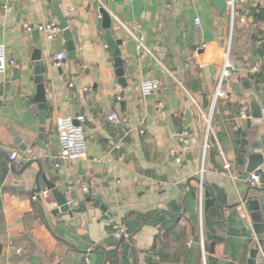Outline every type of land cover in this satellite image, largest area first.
Returning <instances> with one entry per match:
<instances>
[{"label":"crops","instance_id":"obj_1","mask_svg":"<svg viewBox=\"0 0 264 264\" xmlns=\"http://www.w3.org/2000/svg\"><path fill=\"white\" fill-rule=\"evenodd\" d=\"M55 1L70 15L76 56L55 66L54 50L68 53V42L62 30L56 40L40 31L43 59L49 58L42 73L49 108L45 140H40L32 30L53 20L60 26ZM103 3L113 17V36L124 40L126 87L119 82L111 48L103 42L99 0H0V44L15 59L14 67L21 60L22 75L14 80L12 67L0 77V264H84L87 253L92 264H198L197 258L187 260L191 248L196 249L187 242L193 243L199 228L191 215L199 210L197 173L202 164L207 264H248L258 244L243 204L244 185L251 186L244 179L255 120L242 118L241 110L250 111L249 90L264 109V0L236 1L233 21L229 9L220 13L212 0ZM229 46L234 65L225 83L229 97L214 101ZM153 79L161 83L159 90L144 95L141 84ZM188 100L194 112L189 132L183 125ZM113 112L123 118L119 123L109 119ZM80 115L84 120L77 119ZM64 116L84 129L83 159H60L57 122ZM261 140L264 155V133ZM12 149L25 154L22 165L9 161ZM223 159L231 164L230 171ZM40 167L61 190L68 189L74 205L88 189L100 194L108 210L87 203L85 212L53 216L32 193ZM256 170L258 186H264V163ZM236 173L244 179L235 180ZM117 228L123 237L115 236ZM260 251L263 263L264 242Z\"/></svg>","mask_w":264,"mask_h":264},{"label":"water","instance_id":"obj_2","mask_svg":"<svg viewBox=\"0 0 264 264\" xmlns=\"http://www.w3.org/2000/svg\"><path fill=\"white\" fill-rule=\"evenodd\" d=\"M106 0H99L100 5L98 6L97 12L101 18L102 26L105 29V35L103 42L111 48L112 55L114 57V67L116 68L117 76L119 77V82L123 87L127 86V62L123 59V50L121 47L124 45V40L119 39L112 34V23L113 17L111 13L107 10L105 4ZM220 13H224L228 10V0H212ZM238 1V0H235ZM54 13L59 20L60 29L63 31V37L68 42L67 51L68 58L74 59L76 56V45L73 39V32L70 28L69 20L70 15H64L63 11L59 7V4L55 1L53 3ZM33 39L36 41L35 49L31 56V61L36 62L33 67L34 73V83L36 84V93L33 98V102L37 104L38 117L40 127L39 139L45 140L46 132V117L48 106V94L47 89L43 80V63L48 62L49 58L43 59V44L44 39L39 30V26L35 25L32 30ZM54 53L59 54L60 49L57 48L54 50ZM17 67H14V80H20L22 78L20 72L21 60L17 61ZM250 97V115L255 121V127L252 131L251 139V151L252 154L249 157V163L245 178L248 179L251 172H254L259 166L264 163L263 155V146L261 140V134L264 133L263 126V107L261 103L257 100L255 95L251 90H249ZM27 104L31 106L32 101H28ZM185 118L183 120V125L187 128L189 132L191 130L190 124L194 119V112L191 107V101L188 100L185 109ZM78 124V123H77ZM16 144L22 149L26 150L27 146L25 145L21 137H17ZM28 164L26 167H28ZM35 188L32 193L40 197V201H44L47 205L50 213L55 217H62L64 214L73 216L75 213H80L82 211H87V203H91L92 207L101 208L104 211L108 210V207L102 203L99 193L93 194L88 189L84 190V197L80 199L78 204L74 205L69 203L66 193L68 189L64 191L61 190L55 181L49 180L47 175L44 173L43 169L40 167L39 171L35 175ZM245 196L243 199L244 207L246 208L251 221L253 223V228L258 235V244L253 249H251L250 257L248 259V264H258L260 262V250L264 242V186L244 185ZM195 224L199 226V212L193 213L191 215ZM201 242V233H197L193 238V247H199Z\"/></svg>","mask_w":264,"mask_h":264},{"label":"built area","instance_id":"obj_3","mask_svg":"<svg viewBox=\"0 0 264 264\" xmlns=\"http://www.w3.org/2000/svg\"><path fill=\"white\" fill-rule=\"evenodd\" d=\"M236 1L235 0H228V9L230 12V17L232 21L234 20L235 16L238 13L237 7H236ZM29 30H31V26L25 25ZM40 31H46V37L49 40H56L61 32L60 26L56 21H51L50 23L46 25L39 26ZM139 47L143 49L144 52H148V49L146 45L144 44L143 40L136 37ZM68 58V53L63 52L56 54L52 58V62L55 66H62L64 61ZM16 65V61L13 58H9L7 55V49L4 44H0V77L1 75H5L7 70L9 68H12ZM234 70V65L230 59V46L228 47V50L224 57V63L221 70V73L219 75L217 87L215 89L214 94V101H216L219 97L228 98L229 97V91L225 87L226 81L231 77L232 72ZM161 83L156 80H146L141 84V91L144 95L153 94L154 92L158 91L160 88ZM2 86H4L3 81H0V100L4 98L3 93H1ZM264 114V109H263ZM241 117L244 119H251L250 111L248 107H244L241 110ZM206 120L210 122L211 115L205 116ZM79 121L84 120V116L80 115L77 117ZM109 119L113 123H119L123 118L116 112H113L109 115ZM57 132H58V139L60 142V159L64 161L68 160H79L86 157V135L84 132L83 127L80 124H77L75 119L72 117L64 116L58 119L57 122ZM209 133L210 129L208 127L206 136L204 138L203 142V158L205 157L206 151L209 148ZM183 151H187L188 147L183 146ZM9 161L17 166L22 165L25 162V154L17 149H12L11 152L8 155ZM224 160V159H223ZM177 161L181 162L182 157L178 156ZM204 163V159H203ZM225 169L230 171L231 164L225 159L223 161ZM235 180L242 181L244 179L243 174H233L232 175ZM247 181L248 184L251 185H259L260 182V174L258 173V170L251 172L248 179H244ZM197 182H198V188H199V228L198 232L201 233V242H200V249H201V264H207V251L205 248V242L202 237V194H203V188H204V164H202L201 168L199 169L197 173ZM71 203V201L69 202ZM73 204V203H72ZM115 236L117 237H123L124 234L122 233V230L117 228L115 230ZM192 244V241H188L187 245L190 246ZM264 256V255H263ZM84 264H92L91 254L87 253L84 255L83 258ZM258 264H264L261 262H258Z\"/></svg>","mask_w":264,"mask_h":264},{"label":"trees","instance_id":"obj_4","mask_svg":"<svg viewBox=\"0 0 264 264\" xmlns=\"http://www.w3.org/2000/svg\"><path fill=\"white\" fill-rule=\"evenodd\" d=\"M264 48V47H263ZM263 53H264V50H263ZM188 247H191V245L190 246H188ZM2 248H3V246L0 244V254H1V252H2ZM205 248H206V251H207V253L209 252L208 251V246H207V244L205 243ZM193 258H197V260H198V264H199V262L201 261V249H200V247H197L196 249H192L191 248V250H190V255L188 256V259L187 260H191V259H193ZM189 260V261H190ZM191 262V261H190ZM200 264H201V262H200Z\"/></svg>","mask_w":264,"mask_h":264}]
</instances>
